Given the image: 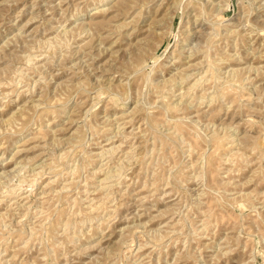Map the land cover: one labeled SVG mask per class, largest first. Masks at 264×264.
<instances>
[{
    "label": "rangeland",
    "instance_id": "374dc122",
    "mask_svg": "<svg viewBox=\"0 0 264 264\" xmlns=\"http://www.w3.org/2000/svg\"><path fill=\"white\" fill-rule=\"evenodd\" d=\"M0 264H264V0H0Z\"/></svg>",
    "mask_w": 264,
    "mask_h": 264
},
{
    "label": "bare ground",
    "instance_id": "6f19581e",
    "mask_svg": "<svg viewBox=\"0 0 264 264\" xmlns=\"http://www.w3.org/2000/svg\"><path fill=\"white\" fill-rule=\"evenodd\" d=\"M200 26V25H199ZM196 29V28H195ZM205 98H207V97H205ZM215 102V101H214ZM202 104V103H201ZM111 154H113V153H111ZM119 167H121V166H119ZM127 170V169H126ZM120 179V178H119Z\"/></svg>",
    "mask_w": 264,
    "mask_h": 264
}]
</instances>
